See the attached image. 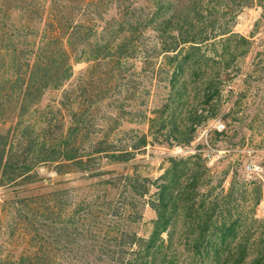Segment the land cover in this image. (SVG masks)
I'll list each match as a JSON object with an SVG mask.
<instances>
[{"label":"rangeland","instance_id":"rangeland-1","mask_svg":"<svg viewBox=\"0 0 264 264\" xmlns=\"http://www.w3.org/2000/svg\"><path fill=\"white\" fill-rule=\"evenodd\" d=\"M150 1L137 0L140 13L149 14L143 10ZM196 2L204 9L212 4L169 0L165 15L182 17ZM101 12L96 25L106 38L116 11L111 4ZM225 21L231 23L230 15L218 23ZM11 22L20 25L16 11ZM231 29L214 46L185 55L183 74L175 77L174 62L153 49L158 40L152 26L136 34L131 56L82 61L71 54L70 77L60 88L42 92L37 105L21 117L22 126L30 125L28 135L51 145L57 160L34 162L30 173L35 175L0 185V264H127L129 236L147 239L152 232L156 214L148 202L165 181L171 158L176 164L187 160V173H209L205 180L212 187L227 172L224 188L233 182L242 201L243 236L258 241L257 222L264 219V0L242 8ZM25 32L28 39L36 36ZM89 49L84 50L87 56ZM214 55H222V61ZM196 109L204 117L202 124L196 122ZM171 122L181 131L176 134L180 143L190 135L194 141L169 147L166 141L174 142V137L165 127ZM13 128L11 120L0 122L3 135L11 130L14 136ZM62 133H67L68 151L81 163L62 157ZM141 135L147 136V146L130 149ZM98 143L133 155L117 162L96 154ZM198 144L200 162L190 159ZM132 180H137L136 189ZM144 189L148 192L141 195ZM255 248L251 246L248 261Z\"/></svg>","mask_w":264,"mask_h":264},{"label":"trees","instance_id":"trees-1","mask_svg":"<svg viewBox=\"0 0 264 264\" xmlns=\"http://www.w3.org/2000/svg\"><path fill=\"white\" fill-rule=\"evenodd\" d=\"M253 1L208 0L212 4L206 9L196 2V7L177 18L165 15L170 7L169 0H151L149 7L143 10L149 9V14L140 13L142 8L138 7L137 0L138 6L134 0H0V122L13 121L15 133L14 136H11V130L5 135L0 133V185L35 175L30 173L34 162L57 160L51 145L44 139L39 141V137L28 135L30 125L22 126L20 122L27 110L37 105L42 92L60 88L70 77L71 54L78 55L82 61L131 56L135 54L130 45L136 34L141 32L140 29L152 26L158 40L153 49L158 56L166 55V61L174 62V77L182 75L185 55L200 53L205 45L214 46L218 37L231 35L234 16ZM256 2L262 3V0ZM111 4L116 18L105 38L99 35L96 22L101 17V10L109 9ZM13 11L20 16L18 26L11 22ZM229 15L231 23H218ZM22 29L24 34L20 35ZM29 30L36 33L32 40L25 32ZM86 47L90 48L89 56L84 51ZM129 50L132 51L128 53ZM169 53L174 54L169 56ZM216 56L214 60L222 61V55ZM198 110H195L196 122L202 124L204 117ZM215 117L217 114L209 119ZM165 128L167 134L174 137V142L166 141L169 147L183 148L186 146L183 144L194 141L190 135L185 143H180L176 134L181 131L175 122ZM210 132L220 134L216 130ZM61 139L58 149L64 160L81 163L67 149V133H62ZM147 144V136L141 135L129 147L139 151ZM101 145L98 143L94 152L104 153L117 162L127 161L133 155L127 150L116 153ZM198 148L200 144L193 148L190 156L196 162L201 160ZM174 160L170 159L165 181L148 202L156 214L151 221L150 236L147 239L135 233L129 236L131 251L127 264H264V219L257 222L261 235L258 241L243 236L242 201L233 182L227 189L223 185L228 173L225 172L212 187L210 181L205 180L209 173H200L196 169L187 173V160L181 158L180 164ZM132 183L135 189L139 186L137 180ZM147 192L148 189H144L140 194ZM259 199L260 193L254 198V204H258ZM253 245L256 247L254 255L248 261Z\"/></svg>","mask_w":264,"mask_h":264},{"label":"built area","instance_id":"built-area-1","mask_svg":"<svg viewBox=\"0 0 264 264\" xmlns=\"http://www.w3.org/2000/svg\"><path fill=\"white\" fill-rule=\"evenodd\" d=\"M216 128H217L218 130H220L221 128H223V126L217 124V125H216Z\"/></svg>","mask_w":264,"mask_h":264}]
</instances>
